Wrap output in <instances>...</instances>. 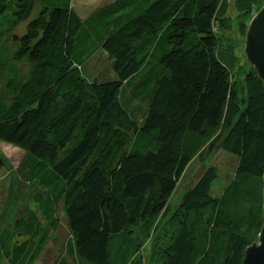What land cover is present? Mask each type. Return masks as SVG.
Listing matches in <instances>:
<instances>
[{"label":"trees","instance_id":"16d2710c","mask_svg":"<svg viewBox=\"0 0 264 264\" xmlns=\"http://www.w3.org/2000/svg\"><path fill=\"white\" fill-rule=\"evenodd\" d=\"M73 1L0 0V141L27 154L23 170L40 189V215L15 221L20 240L2 234L0 262L35 264L63 204L68 257L129 264L193 159L221 147L237 159L234 176L215 194L218 169L206 168L172 212L158 259L243 264L264 218V81L239 63L240 85L220 54L227 0H114L85 19ZM24 24L15 50L5 46ZM99 50L115 78L86 75Z\"/></svg>","mask_w":264,"mask_h":264},{"label":"rangeland","instance_id":"374dc122","mask_svg":"<svg viewBox=\"0 0 264 264\" xmlns=\"http://www.w3.org/2000/svg\"><path fill=\"white\" fill-rule=\"evenodd\" d=\"M114 0H74L73 7L76 13L85 19L99 8L112 3ZM257 2L259 8L255 11L256 15L264 8V0H227L226 14L232 21L226 20L228 25L226 30H220L222 34L221 43L218 45L220 54L224 55L227 60H232L235 63L234 71L239 73L238 83L243 84V71L250 68L251 64L247 58L245 51L246 36H242L240 32V24L244 23L248 26L254 17L243 9L248 7L249 3ZM37 13H33L34 17ZM25 24L10 32H6L4 38V45L15 50V37L20 36L25 32ZM235 56V57H234ZM239 63L244 65L241 72L238 69ZM21 71H26L25 64H18ZM86 75L90 79L98 78L99 80H108L115 78V73L112 72L111 60L108 55L99 50L86 63L84 67ZM238 84V85H239ZM133 85V80H130L124 86V98L129 97V90ZM144 107L138 104L131 105V112L142 117L144 114ZM27 154L19 148L13 147L0 141V159L3 161V168L1 171L2 179L0 185V241L4 232H9L14 239H21L20 232L14 227L15 221L21 216H28L31 210H34L40 215L39 210L33 203V195L39 193L40 189L36 183L33 182L30 176L23 170V165L27 160ZM237 165V159L231 154L223 151L221 147H217L212 152L204 157L196 156L190 163L181 178L177 189L170 200V206L160 217L158 223V230L150 237L142 241L139 251L135 252L129 261V264H161V259H158L160 252V244L165 235L169 231L171 224L172 212L176 209L182 201L189 189H191L198 179L202 176L206 168L215 166L218 169L220 178L213 184L215 194H219L223 186H225L234 176ZM57 223L53 224L50 221L45 223V231L47 233V241L43 246L39 260L35 264H55L62 258H66L69 264H87L80 260L77 256L68 257L66 255V245L71 234L64 216L63 204L58 206L56 214ZM0 264H5L0 262Z\"/></svg>","mask_w":264,"mask_h":264},{"label":"water","instance_id":"95a60500","mask_svg":"<svg viewBox=\"0 0 264 264\" xmlns=\"http://www.w3.org/2000/svg\"><path fill=\"white\" fill-rule=\"evenodd\" d=\"M245 51L250 64L264 81V8L248 27ZM243 264H264V218L258 242L247 248Z\"/></svg>","mask_w":264,"mask_h":264}]
</instances>
